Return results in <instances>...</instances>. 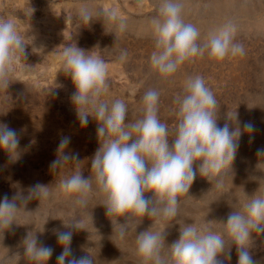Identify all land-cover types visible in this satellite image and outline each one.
Segmentation results:
<instances>
[{
  "label": "rangeland",
  "instance_id": "obj_1",
  "mask_svg": "<svg viewBox=\"0 0 264 264\" xmlns=\"http://www.w3.org/2000/svg\"><path fill=\"white\" fill-rule=\"evenodd\" d=\"M181 2L183 18L199 29L201 43L231 23L234 42L244 46L245 54L216 60L205 51L203 56L186 61L174 75L163 77L150 65L155 41L149 21L157 14L158 0H0V18L13 19L26 43V55L14 66L8 89L0 88V123L17 130L21 152L20 158L11 162L0 151V199L4 195L11 199L17 192L27 195L37 184L47 188L46 195L21 208L17 224L0 231V264H36L24 256L21 246L29 232L37 236L38 244L53 249L44 264H56L63 249L53 230H69L64 223L73 218L82 223L80 229H72L71 249L77 257L89 253L95 264H147L138 253L136 235L152 224L154 231H164L165 247L179 238L176 220L153 221L147 215L136 230L121 238L105 206L99 204V193L93 192L87 207H82L61 188V182L76 171L84 177L90 175V160L98 148L97 122L89 117L88 124L81 127L71 101L75 88L62 71L60 53L68 44L74 43L107 63L108 93L103 99L125 101V123L140 117L142 97L154 88L160 93L158 117L168 125L171 138L178 121L176 99L184 94L189 77L201 76L218 102L219 126L238 125L242 132L246 123L254 126L252 133L241 135L222 186L198 174L188 193L179 197L177 220L221 231L219 222L226 221L229 212L254 193H264V157L258 156V151L264 150V0ZM82 8L92 12L89 23L80 15ZM112 11L114 18L101 14ZM122 52L127 54L123 61L119 59ZM235 113V120L230 119ZM62 137L70 138L65 154H78L79 164L69 161L54 169L51 164L58 157ZM20 203L17 201L18 206ZM251 252L258 264H264V233L252 234ZM224 264H237L235 246Z\"/></svg>",
  "mask_w": 264,
  "mask_h": 264
},
{
  "label": "clouds",
  "instance_id": "obj_2",
  "mask_svg": "<svg viewBox=\"0 0 264 264\" xmlns=\"http://www.w3.org/2000/svg\"><path fill=\"white\" fill-rule=\"evenodd\" d=\"M182 8L181 0H158L157 14L149 21L155 41L150 65L158 74L170 77L186 61L203 56L205 51L216 60L245 54L244 46L234 42L235 27L231 23L201 43L199 29L185 22ZM101 14L113 18L116 15L114 11ZM80 15L85 22L92 21L88 8H82ZM124 27L121 21L119 28ZM25 45L14 20L0 18V88L8 89L14 66L26 55ZM60 55L62 71L75 88L71 101L81 127L88 124L89 117L97 122L98 148L90 160V175L84 177L81 171H76L60 185L74 196V203L87 207L91 194L99 193L102 196L99 204L105 206L106 215L121 238L129 230H136L146 215L153 221L176 220L180 224L179 238L168 247H165L164 231H154L153 224L136 235L138 253L147 264H224L231 259L233 246L237 264H258L251 252L252 234L264 233V193H254L229 212L226 221L219 222L223 226L221 231L207 224H185L176 219L180 217L179 197L188 193L198 174L209 181L214 179L217 187L222 186L241 135L252 133L254 126L246 123L243 132L238 125L219 126L218 102L201 76L189 77L184 94L176 99L178 121L171 138L168 125L158 117L160 93L154 88L142 97L140 117L125 123L128 116L125 101L103 99L108 93L107 63L74 43L66 45ZM126 55L122 52L119 59L125 60ZM229 117L235 120L236 113ZM69 143V137H62L52 168L69 161L79 164L78 154H65ZM19 146L17 130L0 123V151L9 161L20 158ZM258 156L264 157V150H259ZM46 189L37 184L27 195L17 192L11 199L4 195L0 199V231L17 224L21 208L28 201L46 195ZM17 201L21 202L19 206ZM81 223L73 218L64 223L69 230H53L63 249L56 264H95L89 253L77 257L71 249L72 229H80ZM21 246L24 256L36 264H44L53 254L51 247L38 244L37 236L30 232Z\"/></svg>",
  "mask_w": 264,
  "mask_h": 264
}]
</instances>
